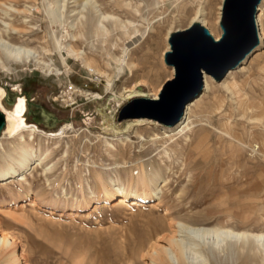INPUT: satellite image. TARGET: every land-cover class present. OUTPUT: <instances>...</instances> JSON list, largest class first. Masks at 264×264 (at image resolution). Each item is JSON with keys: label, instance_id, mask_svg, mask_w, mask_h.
Segmentation results:
<instances>
[{"label": "rangeland", "instance_id": "obj_1", "mask_svg": "<svg viewBox=\"0 0 264 264\" xmlns=\"http://www.w3.org/2000/svg\"><path fill=\"white\" fill-rule=\"evenodd\" d=\"M93 1L102 13L129 25L128 34L136 29L128 36L85 34L72 43L92 68L110 76L111 87L105 76L92 74L73 58L64 67L51 42H68L65 22L71 18H61L53 29L46 8L50 0H0V9L5 4L17 11L10 13L12 25L27 30L25 43L36 47L52 69L48 73L32 62L12 63L10 74L0 71L4 100L11 102L20 92L28 102L27 123L46 134L64 132L61 139L43 143L50 150L55 143L61 147L45 168L50 170L27 172L31 184L27 196L19 185L0 187V229L24 248L27 264H149L151 247L168 246L178 222L264 232V40L223 84L225 77L219 83L213 80L209 94L192 109L187 142L176 136L156 145L150 138L161 137L168 126L147 117H130L131 111L123 110L138 96L152 100L158 88L159 94L164 83L173 79L172 68L164 63L167 33L185 28L197 11L206 14L204 28L218 30L221 0ZM0 18L6 19L1 13ZM21 19L34 29H27ZM261 29L264 34V21ZM124 47L131 71L124 68L118 75L113 57H120ZM62 55L66 57L63 51ZM70 86L80 92H71ZM95 93L102 99H90ZM137 125L142 137L134 135ZM105 130L110 131L107 138ZM84 135L92 140L88 152L83 149ZM125 137L130 140L126 150L119 144L116 148L123 160L113 157L103 141L117 147V139ZM141 165L147 178L138 170ZM152 175L159 178L150 185ZM118 184L132 191L136 200L143 184L148 192L155 185L160 199L150 207L154 198L149 194V202L141 207L130 203L114 207ZM27 201L33 205L18 211L19 204ZM73 212L78 217L71 219L68 215ZM11 213L22 218L14 219ZM219 256L207 264H261V256L249 255L246 261H236L233 253Z\"/></svg>", "mask_w": 264, "mask_h": 264}, {"label": "bare ground", "instance_id": "obj_2", "mask_svg": "<svg viewBox=\"0 0 264 264\" xmlns=\"http://www.w3.org/2000/svg\"><path fill=\"white\" fill-rule=\"evenodd\" d=\"M223 1L224 0H221V4L218 7L219 13L216 20L217 25L220 22L219 19L221 16V6ZM69 4H72V6L68 10L67 6ZM263 4L264 0L262 1L260 7H258L255 19L260 45L264 40V34L261 29V24L264 21V10L262 8ZM1 6L3 9H0V13L4 19H6L1 20L0 18V71L10 74V66L12 63L23 65L32 62L35 65H41L45 67L46 72H52L50 65L43 61L40 51L36 49V47H29V45L25 43L27 41L25 38V31L27 30H20L19 28H16L12 25V21L14 19L11 18L10 13H17V11L13 9L11 5L1 4ZM86 6H88L87 9ZM46 8L48 9L47 15H49L51 18L53 29L55 25L60 23L61 18H64L65 16H67V18H71V21L67 23L63 20L66 25L68 42H66L65 45H61V43L55 40L51 42L52 49L60 54V59L64 67L68 68L66 60L73 58L75 61L81 62L83 67L92 74L105 76L108 82L107 87H111L109 84L110 76L95 68H92L90 63H88L84 53L76 51L72 43L76 42L77 38L83 37L85 34H90L93 37L98 35L102 37H108L114 32H120L122 36H128L130 34L134 35L136 29H134L132 33L128 34L127 27L129 25L126 27L127 24L125 25L117 17L102 13L93 0H50ZM20 23L23 24L27 29H34V27L30 25L29 21L26 19H21ZM207 23L208 21L206 14L201 11H197L195 12L190 23L185 28L168 32L167 38L169 34L184 32L194 24H199L200 26L207 28ZM209 31L216 42L220 40V26H218V30L212 31L209 29ZM101 43L105 44V41H102ZM40 50L44 53L48 52L44 48H41ZM167 50L168 45L165 49V52ZM258 50L259 47L256 48L251 54H254ZM62 51L66 54V57L62 55ZM249 56L242 62V64H245ZM113 59L119 65L118 68L116 67L118 75L123 73L124 68H127L129 71H131V64L128 62V49H125V47L122 48L121 56L118 58L113 57ZM241 65L234 70L228 71L221 84H223L232 73L242 69ZM172 70L170 69V72H172ZM55 75H60V72L56 71ZM202 83L203 90L201 94L185 106L183 118L176 125V127H167L166 129L169 130L164 131L161 137L158 135H152L149 142H154L156 145L159 142L168 143V141H171L176 136L182 138L184 142L189 140L188 133L191 131V126L193 125L192 109L206 98L213 86L214 81L211 76L202 73ZM74 89V87L70 86L71 92H80V90ZM12 90L16 93L19 91L15 87ZM159 90L160 87L156 91V94H154L152 98L153 100L158 99L157 95ZM85 95L88 96L89 94L85 93ZM5 96L6 92L0 86V114L3 115L5 121V126L0 134V187H13L14 185H19L24 189L25 195L27 196L31 190L30 181H28L26 177L27 172H33L36 170H42L45 172L50 170L51 168H45L48 166L50 161L58 155L61 147L58 145L59 143H55V147L50 150V146L44 145L43 143H46L45 141L50 139H61V136L64 134V132L61 130L59 133L55 132L46 134L37 126H35V124L27 123L25 120V108L28 102L25 100V97L19 92L14 99L12 98L13 105L9 108L3 103ZM138 98L144 97L138 96ZM90 99L101 100L102 97L95 93L91 95ZM139 128L140 125H137L136 130H134V135L137 137H142L138 131ZM178 129L179 131L173 134V132ZM109 134L110 131L105 130V138H107ZM83 139L87 140V144L84 145L83 149L85 148L88 152L89 144L92 140L89 139L88 135H84ZM117 142V147L106 139L103 141V144L110 150V153L113 157L117 158L119 156L121 158L123 156H121L119 153L121 150L118 151L116 148L119 147V144L125 149L127 143H129L130 140L128 137H125L124 139L118 138ZM140 146L143 147L144 145L141 144ZM64 154H66V152ZM149 168H151L150 170L153 171L152 166ZM138 170L140 174L142 173L143 178H147L144 173L145 168L142 165ZM152 176V180L150 179V185H152V183L155 184L159 178L155 177V175ZM97 180L99 183L101 182L100 176H98ZM142 186V195L138 200H136L134 199L135 195L132 191H126L119 184L115 185L114 194L117 196V198L115 199L113 206H129L126 204L130 203L131 207H141L142 203L149 202L148 195L151 194L150 197L154 198V201H152L153 203L150 204V207H153V204H156L160 199L158 197L159 192L157 186L154 185L153 190H150L151 192H148L149 188L146 189L144 184ZM32 205L33 201L20 203L18 206V211L21 212L23 209L25 210L27 206L30 207ZM15 213L16 212H14L13 215ZM13 215L11 213L9 216L12 217ZM68 216L71 219L78 217L76 212L70 213ZM20 217L22 218L21 215L17 218H12H16L18 220ZM174 229L175 230L173 233L168 237V246L155 247V245H153L151 247L150 250L152 255L149 264H207V262L211 260L210 258H216L221 254V256H223L222 258L229 257L232 255V253L236 255V261H246L249 258V255L261 256V264H264V232L251 233L245 231H234L228 228H219L215 225L188 226L179 222L175 223ZM27 263L28 259L25 255L24 248H18L14 237L0 229V264Z\"/></svg>", "mask_w": 264, "mask_h": 264}, {"label": "water", "instance_id": "obj_3", "mask_svg": "<svg viewBox=\"0 0 264 264\" xmlns=\"http://www.w3.org/2000/svg\"><path fill=\"white\" fill-rule=\"evenodd\" d=\"M261 2L224 0L219 22L222 34L217 42L199 24L170 34L164 63L173 69V79L164 83L158 99H135L123 111L130 110V117H147L168 127L178 124L185 106L203 90L202 73L219 83L259 46L255 19ZM3 103L9 108L13 105V101ZM4 126V117L0 114V134Z\"/></svg>", "mask_w": 264, "mask_h": 264}, {"label": "trees", "instance_id": "obj_4", "mask_svg": "<svg viewBox=\"0 0 264 264\" xmlns=\"http://www.w3.org/2000/svg\"><path fill=\"white\" fill-rule=\"evenodd\" d=\"M14 99V98H13Z\"/></svg>", "mask_w": 264, "mask_h": 264}]
</instances>
